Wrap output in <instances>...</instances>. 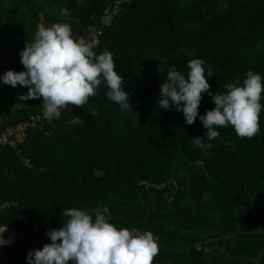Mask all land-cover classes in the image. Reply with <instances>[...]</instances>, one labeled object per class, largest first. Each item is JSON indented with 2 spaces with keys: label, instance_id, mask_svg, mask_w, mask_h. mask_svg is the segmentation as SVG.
<instances>
[{
  "label": "trees",
  "instance_id": "16d2710c",
  "mask_svg": "<svg viewBox=\"0 0 264 264\" xmlns=\"http://www.w3.org/2000/svg\"><path fill=\"white\" fill-rule=\"evenodd\" d=\"M113 1L0 0V12L14 6L0 29L13 26L19 53L41 17L69 22L83 37ZM61 8L71 15L61 16ZM98 40L95 51L109 50L131 84L124 85L131 111L109 100L102 82L85 105H69L51 125L26 133L20 147L30 168L0 147V202L13 203L0 213V229L12 231L0 234L7 241L0 264H27L29 251L50 242L46 230L62 226L63 209L97 205L109 207L118 227L160 238L153 264H264V110L255 136L221 127L205 152L192 139L207 132L199 115L215 107L211 96L202 93L191 125L159 105L167 70L174 65L187 76L192 58L212 68L205 76L213 95L249 69L264 76V0H134ZM40 109V99L26 100L8 125ZM75 116L84 123L66 127Z\"/></svg>",
  "mask_w": 264,
  "mask_h": 264
},
{
  "label": "clouds",
  "instance_id": "9594fccd",
  "mask_svg": "<svg viewBox=\"0 0 264 264\" xmlns=\"http://www.w3.org/2000/svg\"><path fill=\"white\" fill-rule=\"evenodd\" d=\"M61 16H70L67 8L59 9ZM97 37L85 38L73 34L66 21L48 22L43 17L37 24L31 42L19 52L24 71L7 70L0 75V83L26 87L19 99H40L46 119L58 118L61 110L69 105L82 107L94 96L103 82L107 98L121 110L131 111L124 90L125 81L115 71L113 54L104 49L97 53ZM185 76L173 65L167 70L166 82L159 91L162 110L180 111L184 121L191 125L197 119L202 93H208L215 107L199 115L207 132L203 138H193L196 148L207 151L211 141L220 137L217 130L232 126L240 138H252L260 132V114L264 110V76L251 69L243 80L233 79L224 87L226 91L209 92L208 79L214 72L202 58H192L187 63ZM75 116L66 127L83 124ZM206 137L208 143L204 142ZM63 224L58 229L46 230L50 242L40 249L29 251L27 264H153L159 253V237L150 230L118 227L112 222L107 205L93 209L73 207L63 209ZM66 218V219H65ZM7 229H0V234ZM0 235V245H5Z\"/></svg>",
  "mask_w": 264,
  "mask_h": 264
},
{
  "label": "built area",
  "instance_id": "2783aa9c",
  "mask_svg": "<svg viewBox=\"0 0 264 264\" xmlns=\"http://www.w3.org/2000/svg\"><path fill=\"white\" fill-rule=\"evenodd\" d=\"M134 0H114L112 3H107L100 15L98 26L92 27L86 30L83 37L91 38L92 36L97 39L103 34L104 30L109 28L114 18L122 11L124 5L131 4ZM62 111V110H61ZM61 114L58 118L46 119L43 115V109L38 112L30 114L23 119H20L12 125L5 126L0 130V147L12 148L23 165L30 168V162L28 158L23 157L20 145L26 139V133L29 130H33L42 124L51 125L54 121L60 119ZM13 206V203L0 202V213L6 211Z\"/></svg>",
  "mask_w": 264,
  "mask_h": 264
},
{
  "label": "crops",
  "instance_id": "0c3cea01",
  "mask_svg": "<svg viewBox=\"0 0 264 264\" xmlns=\"http://www.w3.org/2000/svg\"><path fill=\"white\" fill-rule=\"evenodd\" d=\"M9 28H13V26ZM8 31L9 29L5 27L4 29H0V32L3 35V37L0 38V46L4 43L9 45V49L7 50L0 49V75L4 74L7 70L19 71V66L21 64L19 62V53L15 50V46L12 45L10 36L7 34ZM22 41L23 40L18 39L17 45H20V42ZM20 67V71L25 70L22 64ZM24 88L25 87L19 85L12 87L10 85L0 83V130L8 125V117L11 116L13 111L25 104L26 100L22 101L19 99L21 94L26 93ZM6 230L8 232H12L9 229ZM13 234L15 235L14 232Z\"/></svg>",
  "mask_w": 264,
  "mask_h": 264
},
{
  "label": "rangeland",
  "instance_id": "374dc122",
  "mask_svg": "<svg viewBox=\"0 0 264 264\" xmlns=\"http://www.w3.org/2000/svg\"><path fill=\"white\" fill-rule=\"evenodd\" d=\"M3 1H5V0H3ZM13 9H14L13 3H11L10 5H5V6L1 7L0 20L2 18L5 19V15L10 16L11 13H12V11H13ZM4 27L7 28V29H9V31H8L7 34H9V36H11L13 29L12 28H9V26H4ZM0 49L1 50H3V49L7 50V49H9V45L4 43L2 46H0ZM128 85H131V84H128ZM128 85H125V86H128Z\"/></svg>",
  "mask_w": 264,
  "mask_h": 264
},
{
  "label": "water",
  "instance_id": "95a60500",
  "mask_svg": "<svg viewBox=\"0 0 264 264\" xmlns=\"http://www.w3.org/2000/svg\"><path fill=\"white\" fill-rule=\"evenodd\" d=\"M0 246H3V245H0Z\"/></svg>",
  "mask_w": 264,
  "mask_h": 264
}]
</instances>
